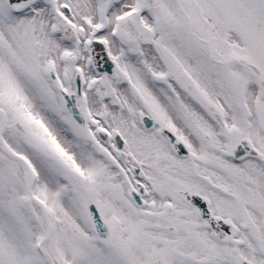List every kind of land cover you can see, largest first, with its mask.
Instances as JSON below:
<instances>
[{
	"label": "rangeland",
	"instance_id": "1",
	"mask_svg": "<svg viewBox=\"0 0 264 264\" xmlns=\"http://www.w3.org/2000/svg\"><path fill=\"white\" fill-rule=\"evenodd\" d=\"M127 1L41 0L16 16L6 0H0V108L9 118L3 140L29 160L34 195L44 205L52 227L49 254L57 264H192L186 256L194 234L219 248L218 254L204 250L201 257L208 259L204 264H264V165L256 159L237 164L230 154L244 139L264 158V0H157L154 6L152 0H131L126 5ZM121 2L126 5L122 18L114 16ZM235 4L254 17L249 20L239 14ZM171 31H175V48L170 46L174 44ZM93 40L103 42L110 54L113 47L111 56L118 64L115 76L92 66L89 45ZM36 43L41 45L39 52ZM146 55L156 69L143 68L151 75L145 84L149 95L144 96L128 63L143 67ZM194 60L201 72L226 75V89L206 93ZM48 64L55 66V81L47 73ZM78 75L84 81L80 105L89 118V131L73 121L55 92L62 86L75 93ZM247 78L256 80L250 106L249 86L241 85ZM121 88L126 99L118 94ZM146 114L185 143L195 166L176 162L158 129L146 133L140 128ZM16 123L27 126L38 144L30 143ZM99 128L121 131L130 139L134 164L142 170L132 178L148 188L146 210L151 206L162 210L168 201L174 209L162 222L159 217H119L125 224L116 221L110 243L93 235L89 217H78L75 189L78 173L89 171L78 151L85 135ZM204 134L210 141L204 140ZM50 151L55 153L53 158ZM85 154L84 159L104 165L101 157ZM164 157L169 161L162 172ZM239 175L243 181L232 179ZM202 176L223 184L228 193L224 196L231 198L217 199L230 216L218 218L238 230L239 247L217 242L198 217H175V180L189 187L202 182ZM25 195L18 164L0 151V264H46L34 250L38 231ZM235 200L244 206L235 205ZM103 207L108 211L107 204ZM243 208L249 217H244ZM141 220L147 221L146 229L138 223ZM167 226L176 230L174 235Z\"/></svg>",
	"mask_w": 264,
	"mask_h": 264
},
{
	"label": "flooded vegetation",
	"instance_id": "2",
	"mask_svg": "<svg viewBox=\"0 0 264 264\" xmlns=\"http://www.w3.org/2000/svg\"><path fill=\"white\" fill-rule=\"evenodd\" d=\"M96 132L97 133H87L85 135L86 142L78 151L79 154L83 155L82 163L89 166V171L84 173L81 170L78 173L75 186L76 197L80 204V215L78 217H89L90 226L92 227L90 231L95 234L91 208L97 212L98 217H101L109 228V233L112 236L110 241L103 243H110L113 241L117 230L115 226L116 221L124 223L119 217H159L157 221L162 222V217L171 216L174 211L173 207L170 205L171 201L163 205V209L159 211H155L154 206H151L152 210L149 211L146 209V211L141 210L131 201L130 193L133 190H137L139 185L144 184L140 180L132 178V174L140 176L142 170L134 164V156L130 150L131 141L128 139L127 135L118 130L101 136H99L97 129ZM85 152L93 157H101L104 165H95L91 163L89 157L84 159L83 157L86 155ZM189 154L187 158H179L175 155V161H183L192 165L196 164L191 150H189ZM230 154L232 158V153ZM203 161L209 162L206 159ZM259 161L263 163L262 159ZM203 165H207V163H203ZM215 167L222 170L219 164H216ZM201 178L202 182L189 187L181 186L175 180V192L173 193V195H175V217H203V215L209 217H230L225 206L217 202L219 198L223 200L231 199L230 197L226 198L224 196L228 194L223 187L224 185L216 184L213 179L207 176H202ZM243 178L244 176L239 175L233 176L232 179L243 181ZM145 188L147 187L145 186ZM190 195L199 196L205 201L189 204L187 202V197ZM170 198L173 200L172 194ZM143 201H145L148 206V188L143 194ZM104 204H107L108 211L104 209ZM234 204L244 206L240 200H235ZM168 205L171 208V212L167 210ZM144 211L145 214L142 215L141 212ZM182 211L183 213L180 214L179 212ZM243 211L244 217H249L248 211L245 208H243ZM107 217H109V219H107ZM138 223L145 229L148 226L145 220H141V222L138 221ZM153 227L155 228L156 225H153ZM232 242L235 244V241Z\"/></svg>",
	"mask_w": 264,
	"mask_h": 264
},
{
	"label": "water",
	"instance_id": "3",
	"mask_svg": "<svg viewBox=\"0 0 264 264\" xmlns=\"http://www.w3.org/2000/svg\"><path fill=\"white\" fill-rule=\"evenodd\" d=\"M39 0H7L9 6L14 10L15 13H20L22 10H24L28 5L30 4H36ZM35 49L37 51L41 50V46L39 44L35 45ZM90 57L92 64L94 67L101 73H107L108 75L112 76L117 71V63L113 61L109 55V52L107 50V47L98 41H93L90 45ZM48 71L53 79L56 78L55 70L52 66L48 67ZM76 85H77V95L79 99H83V81L81 76H78L76 79ZM57 93L59 94L60 99L63 102L64 107L66 108L67 112L73 117V119L83 128H87V121L85 114L83 111L78 107L77 103V97L73 94L66 93L63 91L62 88L57 89ZM5 117V125L0 129V151L8 156L9 158L14 159L17 161L22 169H23V175L26 180L27 185V191L31 195L30 201L28 203V211L31 220L33 223L37 226L39 229V237L36 242V248L41 257L48 263V264H56L55 261L51 258V256L46 252L41 250L40 244L44 238V233L40 229L42 225H40L37 218L34 216L33 211V192L30 182V168L25 159L15 152L14 150L8 148L4 142H3V136L7 131L8 127V118L5 111H2ZM142 125L144 129L147 132H152L156 128V121L155 119H151L149 117H145L142 121ZM17 129L32 143L37 144V141L35 137L31 134V132L23 125L18 123L16 125ZM160 131L164 135V137L167 139L169 146L171 150L176 153L180 157H186L188 156L187 148L185 145L177 139L170 131L161 128ZM100 133H103V131H100ZM207 140H209L206 137ZM233 157L236 161H242L248 157H258L259 155L257 152L251 147V145L245 141L241 140L236 145V147L233 150ZM51 156H53V153H50ZM145 188L143 186H138V190L136 192H132L130 194V197L132 201L139 207H144L145 203L142 201V195L144 194ZM194 199V198H193ZM189 200H192L190 198ZM91 213L93 215V221L95 225V230L100 238L104 240H109L111 235L109 233V230L105 226V224L101 221V218L97 216V212L93 209H91ZM204 221V226L208 229H210L213 232V235L221 242H229L233 238L237 236V233L231 232L232 226L230 224H227L221 220L214 219L213 217H209L207 215H203V217H200ZM246 228V227H245ZM172 234L175 233V229L171 228L169 229ZM156 264H162L161 262H157ZM243 264H249L247 262H244Z\"/></svg>",
	"mask_w": 264,
	"mask_h": 264
},
{
	"label": "bare ground",
	"instance_id": "4",
	"mask_svg": "<svg viewBox=\"0 0 264 264\" xmlns=\"http://www.w3.org/2000/svg\"><path fill=\"white\" fill-rule=\"evenodd\" d=\"M155 2H157V0H152V5L154 6L155 5ZM236 0H232L231 3H235ZM245 4L247 3L246 1L244 2ZM131 4V0H128L126 2V5H129ZM124 5V6H126ZM234 8L237 7V5L235 4L233 6ZM237 11L239 12V14H245L246 17L250 20V18H253L254 16L253 15H248L247 13V9L246 7H240L238 6L237 7ZM123 12V10H116V12L114 13V16H119L121 13ZM202 12L200 10L197 11V15L198 16H202L201 15ZM113 16V17H114ZM113 19V18H112ZM253 21V19L251 20ZM214 26L215 25H218V23L216 24H213ZM211 25V26H213ZM213 26V27H214ZM130 32V30H129ZM170 42L174 44L173 45H170L172 48H175V38H174V35H175V31H171L170 32ZM107 39V36H104V38L102 39L103 41H105ZM185 50V48H183ZM110 50H111V54L114 56L113 54V47L110 45ZM188 52V50H186ZM191 51V50H189ZM185 54H189L188 53H185ZM149 55H146V61H145V64L143 67H141L140 65L134 63H128L129 64V67L132 69L131 74H133V81L137 83V85L143 89L144 88V92H143V95L145 96L146 94L149 95V91L147 89H145V84L148 83V79L149 77L151 76L150 74L148 75L147 72L145 71L146 69H156L155 67V64L150 60V58L148 57ZM189 57V55H188ZM191 58V57H190ZM188 58V59H190ZM194 63H195V68L200 70L199 68V65L197 63L196 60H194ZM145 68V70L143 69ZM199 82L201 83V87H203V89L205 90V92L209 93L211 91V89H220L222 88L223 90L226 89V84H225V79H226V75L224 77L223 76H219L215 73H208L206 71L204 72H201V70L199 71ZM243 84H247L249 86V95H248V98H247V102H248V105L250 106L251 104V100L253 99V95L255 93V84H256V80L255 79H245L241 85ZM111 85L113 87L116 86V83L114 81L111 82ZM122 93V94H121ZM118 94L120 96H122L123 98L126 99V96H125V93H124V89H119L118 91ZM153 97V96H152ZM128 106H130L131 108L134 107V105L132 104H129ZM3 110L0 108V129L5 125V117H4V114L2 112ZM19 153V152H17ZM21 154V153H19ZM22 155V154H21ZM25 157V156H24ZM169 157H171L169 155ZM25 159H27L25 157ZM162 160V164L161 166L159 167V170L164 172V171H167V161H169V159H167V157L165 158H161ZM27 163H29V160L27 159ZM30 164V163H29ZM21 174V172H20ZM21 177H22V174H21ZM31 185L34 186V181H33V177L31 176ZM30 198H31V195L29 193L26 194V199H27V202L30 201ZM33 211H34V216L37 218V220L39 221L40 225H42V227L40 228L43 233H44V238L40 244V247H41V250L43 251H48V246H49V243H50V240L52 238V227H51V223H50V220H49V217L47 215V212H46V209L44 207V205L36 198V197H33ZM38 209L41 211V213L38 211ZM188 246H189V255L186 256L189 260V263L192 262V264H204L207 262V258H204V257H201V255L204 253V250L207 249L211 254H218L219 253V248L214 246L213 244L211 243H203L200 241V237L198 235H191L189 240H188ZM225 264H230L229 262L225 263Z\"/></svg>",
	"mask_w": 264,
	"mask_h": 264
}]
</instances>
